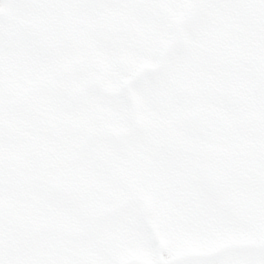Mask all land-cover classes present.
<instances>
[{"label":"snow or ice","instance_id":"6c2138e0","mask_svg":"<svg viewBox=\"0 0 264 264\" xmlns=\"http://www.w3.org/2000/svg\"><path fill=\"white\" fill-rule=\"evenodd\" d=\"M0 264H264V0H0Z\"/></svg>","mask_w":264,"mask_h":264}]
</instances>
